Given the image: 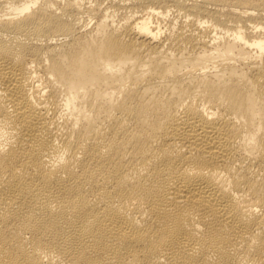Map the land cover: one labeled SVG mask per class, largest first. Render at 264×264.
<instances>
[{
    "label": "bare ground",
    "instance_id": "obj_1",
    "mask_svg": "<svg viewBox=\"0 0 264 264\" xmlns=\"http://www.w3.org/2000/svg\"><path fill=\"white\" fill-rule=\"evenodd\" d=\"M0 264H264V0H0Z\"/></svg>",
    "mask_w": 264,
    "mask_h": 264
}]
</instances>
